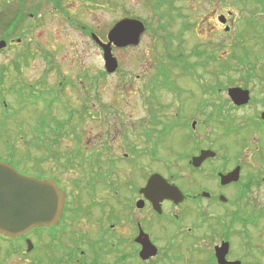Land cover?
Here are the masks:
<instances>
[{
    "label": "rangeland",
    "instance_id": "rangeland-1",
    "mask_svg": "<svg viewBox=\"0 0 264 264\" xmlns=\"http://www.w3.org/2000/svg\"><path fill=\"white\" fill-rule=\"evenodd\" d=\"M31 1L33 5L29 3L27 10L36 4L40 8L35 26L28 33L26 15L25 21L10 31V14L16 13L17 3L11 0L8 16L1 11L5 1L0 0V40L7 38L10 44L6 51H0V80L3 79L0 161L11 164L23 175L59 179L67 189H73L77 180L86 182L84 171L80 167L64 170L60 157L68 152L74 160L83 161L92 155L97 160L96 155H102L100 160L105 168L115 161L112 184L123 185L122 189H128L125 187L128 181L143 184L147 171L149 175L166 174L170 169V173L183 177L178 181L181 188L191 192V189H206L213 182V170L219 161H207L203 173L194 175L185 170L188 161L177 154L197 152L203 146V149L216 151L218 159L228 158L224 160L228 165L239 158L244 160L246 178L252 183L247 187L256 189L250 197L257 201L256 206L264 201V124L258 126L250 122L259 119L264 111V0H172L170 11L167 6L160 11L165 14L163 19L159 13L152 12L151 0H146L148 4L144 0H117L121 3L114 7L106 6V0H62L70 19L46 0ZM25 12L27 14L26 9ZM169 12L171 18L167 15ZM222 15L228 19L229 32L219 22ZM126 17L145 19L150 29L138 46L113 48L119 70L108 75L101 47L82 26H87L106 42L113 25ZM160 24L165 29L162 30ZM20 38L27 48L26 44L16 43ZM26 50L31 53L27 65L20 59ZM16 62L20 73L16 71ZM165 68L169 78L163 74ZM153 80L154 87L148 88L153 94L148 97L145 86ZM91 82L96 85L93 91L97 93L86 102ZM23 86L40 90L35 93L41 96L36 105L22 101L19 91ZM245 86L250 90L252 103L235 110L227 89ZM28 91L26 89L25 93ZM56 92L62 103L54 100ZM23 98L26 99L25 95ZM84 101L88 104V114L80 123L78 112L83 110ZM215 105L222 106L224 111H216ZM63 106L74 112V119L69 126L66 124L59 146L54 147L59 156L56 161L47 157L44 142L37 145V138L42 136L33 128L39 125L43 115L51 128L53 118L58 121L69 118ZM151 107L162 108L158 110L164 111L160 116L167 122L165 126L171 125L178 115L183 125L191 126L198 121L199 132L190 135L191 128L176 123L171 133L162 138L160 159L138 158L133 168L124 158L128 154L126 159L134 160L129 148L135 143L140 150L144 147L137 133L141 131L140 125H147ZM213 111L218 119L227 118V123L217 124L211 118ZM73 125L81 138L67 134ZM46 133L49 139L54 138L49 128ZM209 211L211 215L204 211L200 217L212 216L215 210ZM192 214L193 210L190 216H195ZM29 235L35 244L29 256L25 255V242H10L0 237V264H40V257L48 254L40 244V230ZM9 252L13 256H8Z\"/></svg>",
    "mask_w": 264,
    "mask_h": 264
},
{
    "label": "flooded vegetation",
    "instance_id": "flooded-vegetation-1",
    "mask_svg": "<svg viewBox=\"0 0 264 264\" xmlns=\"http://www.w3.org/2000/svg\"><path fill=\"white\" fill-rule=\"evenodd\" d=\"M1 1H5L1 11L9 16L11 0ZM14 1L17 3V0ZM29 3L33 5L32 1ZM39 8L36 4L30 9L38 14ZM27 14L31 18L34 16L31 11ZM154 85L155 80L145 86L148 97L153 94L148 88ZM147 104L151 106V101L148 100ZM158 109L162 108L151 107L147 125L139 126L138 140L141 143L142 139L144 147L140 150L135 143L129 148L135 158L158 161L159 149L164 141L160 137L163 133L157 132V126L161 131L171 133L176 123L183 125L181 117L176 115L172 119L175 121L165 126L167 122L160 116L164 111ZM184 125L186 129H192H189L190 135L199 132L198 121L195 126ZM202 149L177 154L188 161L185 170H189V173H203L207 161L197 169L190 163ZM96 156H99L97 160L102 158V155ZM93 158L92 155L89 159ZM224 160L228 158L224 157L215 165L213 182L206 189H191V192L181 188L178 181L183 177L170 173L169 168L166 174L157 172L169 183L177 185L186 196L179 204L169 199L157 204L155 195L162 189H150L148 195L143 193L142 188L152 173L149 175L146 172L143 184L128 181L125 186L128 189H122L123 185L112 184L115 169L110 171L109 165L105 168L103 163L96 172L90 170L87 173L84 185H76L73 189L63 185L67 199L62 217L55 226L40 228V244L45 254L46 251L48 253L45 258L40 257V264H219L216 249L225 243L228 244L225 256L228 264H264V201L256 206L257 201L250 197L256 189L247 187L252 183L246 178V162L239 158L232 166L224 163ZM262 161L264 164L263 157ZM238 166L241 168L240 180L221 185L219 173L226 174ZM203 192L210 193V196L204 197ZM209 209L215 210L212 216L200 217L204 211L211 215ZM192 210L195 216H190ZM194 217L195 220L192 219ZM27 238L25 236L22 241L25 242ZM144 245L155 250V254L143 258L141 252ZM11 253L8 254L13 256Z\"/></svg>",
    "mask_w": 264,
    "mask_h": 264
},
{
    "label": "water",
    "instance_id": "water-1",
    "mask_svg": "<svg viewBox=\"0 0 264 264\" xmlns=\"http://www.w3.org/2000/svg\"><path fill=\"white\" fill-rule=\"evenodd\" d=\"M219 21L223 24L227 22L225 16H220ZM228 30L229 27L226 31ZM144 32L145 25L141 21L124 19L111 29L107 44L93 35L94 40L103 48V58L108 73H114L118 68V61L113 55V46L117 48L137 46ZM6 46L4 40L0 41V50L5 49ZM228 96L238 107L248 105L251 100L250 91L240 87L229 88ZM261 117L264 120V113ZM215 156V152L203 150L198 157L192 159V165L199 168L204 161ZM220 178L222 185L238 182L240 168L227 175L220 174ZM150 189H162L158 195H155L157 204L164 199H172L178 204L185 198L177 186L169 184L159 174L150 177L144 188L145 194H149ZM204 196L207 197L209 194L204 193ZM152 199L155 201L153 196ZM65 201V193L53 180H40L22 175L11 165L0 162V234L8 238H18L32 229L56 225L62 215ZM27 244L28 251H31L34 248L31 240H28ZM227 250V243L216 249L219 264H228L225 260ZM153 252L155 251L144 245L141 254L148 257L154 254Z\"/></svg>",
    "mask_w": 264,
    "mask_h": 264
},
{
    "label": "trees",
    "instance_id": "trees-1",
    "mask_svg": "<svg viewBox=\"0 0 264 264\" xmlns=\"http://www.w3.org/2000/svg\"><path fill=\"white\" fill-rule=\"evenodd\" d=\"M30 1L31 0H17V7H18L17 11H16L15 14L10 15V18H11L10 31L11 32H13L15 30V28L18 27V25H20V23L25 21V15L27 16V18L29 20V23L27 24V28H26L27 32L29 33L30 29L33 26H35L34 20H35V17L37 15V11L36 10H32V9L27 11V5L29 4ZM46 1L50 2L51 4H53L55 6L56 10H58L60 12H63L65 14V16L70 19V15L63 8L62 0H46ZM258 1L260 2L261 0H258ZM104 2H106L105 5L109 6V7L119 6L120 3H121L120 1H117V0H106ZM148 2H149V0H148ZM150 2L153 4L152 12L156 13V14L159 13L161 19H163V17L165 18V14H161L160 13V11H161L163 6H167L169 11L172 9V6H171L172 0H151ZM144 3L148 4L146 0H144ZM25 9H26L27 13L31 11L34 14L33 18H31L29 15L26 14ZM167 15H169L170 18L172 17L170 12L167 13ZM128 16H130V15L128 14ZM142 21H144V23L147 26V31H149V29H150L149 23L145 19H142ZM83 28L86 29L87 33L93 32L87 26L86 27L84 26ZM160 28L163 30V29H165V26L163 24H160ZM3 38H5V37H3ZM21 38L24 39L25 38V34H23L21 36ZM21 44L25 45L26 42L23 41ZM27 47H28V45L26 44V48ZM30 58H31L30 50H26L24 53H22L20 55L21 61L24 62V64H26V65L29 63V59ZM176 59H178V58H176ZM16 67H17V69H16L17 73H20V65L18 63H17ZM223 73L224 72H222V74ZM163 74H166V76L168 77V69H167V71L165 70V72ZM2 85H3V79L0 80V87H2ZM89 85H91V89H92L95 84L93 82H91ZM245 87L247 88V86H245ZM26 89H29V91L25 93ZM36 91H37V89H35L34 87L23 86L19 92H20V96L22 97V100H26L28 103H30L32 105H35V103L38 101V97L35 95ZM61 91H63V89L60 90V92ZM23 95H25L26 99L23 98ZM54 96H55L54 100L56 102L62 103V101L59 98L57 92L55 93ZM40 98H41V96H40ZM88 98H89V96H86L85 97V101H88ZM84 104L87 105V103H84ZM63 107H64L63 110L65 112H67V115L70 114L69 118L64 119L62 121L61 120L58 121L57 119L53 118L50 121L53 124V128H51L50 127V123L45 120L46 116L43 115L38 121L39 125L34 127V129H33L36 132L40 133L41 136H42V138H37V145H41V142H44L45 145H46L45 148L48 151L47 157H51L52 159H54L56 161L59 160V156L57 155V151L54 149V147L59 146V140L61 138V131L65 128L66 124L69 126L70 122L72 123V120L74 119V112L68 111L69 109L67 107H65V106H63ZM224 107H225V105H224ZM217 109H220L219 112H222V111H224L225 108H223L222 106L220 107V105H217V106L215 105V110L217 111ZM215 113L216 112L213 111V114H212L211 118H214V120H215V122L217 124L223 125L227 121V118L224 117L223 118L224 121H223V119H218L217 116H215ZM85 114H88V107L85 108V106L83 105V110L78 112L80 123H81V121L85 120V118H84ZM47 128H49V131H51V135L54 138H52V139L48 138L49 135L46 133V129ZM77 131L78 130L73 125V128L71 129V131H67V134L69 135V134L73 133V134L77 135L76 139L77 138H81V137H79ZM38 147H40V146H38ZM70 155H72V154L67 152L65 154V156L61 157V161H63L62 163H63V169L64 170H70V169H74L76 167H80L81 170L84 171V174H87L90 170L93 171V172L94 171L96 172V170H98L100 168V165H101V160L100 159L99 160H93V161H88V160L84 159L83 161H79L78 159L74 160ZM42 159H43V157L40 158V161H42ZM86 162H88V163H86ZM85 168L88 169V172H87V170ZM77 182H79V181H77Z\"/></svg>",
    "mask_w": 264,
    "mask_h": 264
}]
</instances>
